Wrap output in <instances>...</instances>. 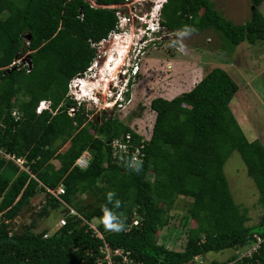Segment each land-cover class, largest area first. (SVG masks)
Segmentation results:
<instances>
[{
    "label": "trees",
    "instance_id": "16d2710c",
    "mask_svg": "<svg viewBox=\"0 0 264 264\" xmlns=\"http://www.w3.org/2000/svg\"><path fill=\"white\" fill-rule=\"evenodd\" d=\"M91 1L96 7L85 0H0V264H97L104 244L139 264H198L194 259L208 253L250 246L254 235H264V146L245 137L230 109L237 84L226 71L213 68L189 91L170 100L152 99L155 117L144 161L120 166L112 160L109 142L130 132L137 145L140 137L116 115L102 111L99 121L89 118L93 111L68 95L70 81L98 57L92 44L119 30L116 10L103 7L126 0ZM250 1L249 21L236 25L212 0H166L159 24L171 32L212 30L232 54L243 41L264 43L263 0ZM26 53L30 67L20 63L6 69ZM41 101L51 103L50 111L36 114ZM14 109L20 113L17 121ZM84 151L89 164L79 169L74 163ZM232 151L239 153L263 207L254 226L245 225L247 210L235 204L223 173ZM59 185L61 200L77 215H69L46 191ZM38 192L45 194L40 211L28 225L13 227ZM86 193L98 199V207L86 210L77 204ZM178 197L190 201L187 215L174 226L185 240L182 251L157 241V233L175 219L171 211ZM59 208L66 224L36 232L38 220ZM105 209L124 222L123 231L105 229ZM133 217L139 226L130 227ZM93 220L99 221L96 229L103 239L89 227ZM237 264H264V246Z\"/></svg>",
    "mask_w": 264,
    "mask_h": 264
},
{
    "label": "rangeland",
    "instance_id": "374dc122",
    "mask_svg": "<svg viewBox=\"0 0 264 264\" xmlns=\"http://www.w3.org/2000/svg\"><path fill=\"white\" fill-rule=\"evenodd\" d=\"M154 1L128 0L124 4L118 5L121 15L129 20L126 22L121 20V28L118 32L109 35L106 40L98 45V57L92 64V71L85 75L86 80H92L98 85L96 90L93 89L94 91H92L95 104L86 103V107L93 111L91 117L99 120L102 111L106 114L116 115L137 133L143 137H148L154 121V112L149 109V103L152 99L161 97L170 100L189 91L211 69L221 68L229 74L238 86V91L229 106L240 128L249 141L258 140L264 146V43L262 41H256L254 44L243 41L234 48L232 54H229L225 48L226 42L224 44L222 38L212 30L191 32L190 35L184 37L178 35L180 32H161L156 38L157 43L138 57L140 60L138 62L139 71L134 78L130 79L128 99L132 101H125L122 108L128 112L124 115L121 112L122 109L118 110L117 105L112 107L117 97H112L113 94L109 92V85L104 92V83L108 75H104L107 78L100 76V64L103 61L105 64L110 57L114 59V56H117L121 61L122 58L125 59V56L122 57L117 54V41L116 44L111 41L117 35V38L122 37L120 41L122 40L124 44L127 41L123 49L127 53L126 58L134 57V49L131 46L138 41L142 30L147 28L155 31L156 29L155 26L152 27L153 21L149 24L151 19L147 18L153 8ZM212 1L216 6L215 8L234 24L241 25L249 21L252 8L250 0ZM259 10L264 16V3L261 4ZM144 21L148 23L146 28L143 26ZM182 47L183 51H181ZM27 54H24L18 61L26 59ZM120 67L122 65L118 66V69ZM115 78L116 76L113 83L116 82ZM87 88L91 95V88L89 86ZM140 108L142 109L140 110ZM133 113L135 114L133 115ZM51 162L56 167L59 166L55 158L51 159ZM223 173L235 204L239 205L240 209L245 208L247 210L249 220L245 225H256L263 212V207L258 202L257 188L253 180L247 176L246 167L238 152L232 151L229 154L223 165ZM150 179H152V175H150ZM44 201L45 194L38 192L31 200L29 209L13 221V227H17L20 223L28 225L40 211ZM98 203L96 197L87 193L77 199V204L86 210L98 207ZM189 208L190 201L188 199L184 197L176 199L171 211V215L175 219L157 233L158 243H164L172 250L182 251L185 240L179 232L180 227L174 226H179L181 217L187 215ZM50 211L48 217L38 220L36 232L45 229L51 232L57 229L58 222L63 217L62 209ZM98 222V220H93L91 227L95 229ZM189 226L195 227V223L189 220ZM97 235L101 236L100 233ZM242 250V247H238L235 250L211 252L202 258H198L197 263L212 264L214 261L226 263L227 259L234 256L236 251L241 254Z\"/></svg>",
    "mask_w": 264,
    "mask_h": 264
},
{
    "label": "built area",
    "instance_id": "2783aa9c",
    "mask_svg": "<svg viewBox=\"0 0 264 264\" xmlns=\"http://www.w3.org/2000/svg\"><path fill=\"white\" fill-rule=\"evenodd\" d=\"M86 2H88L92 7H96V5L91 1V0H85ZM128 0H126L125 2H127ZM166 3V0H155L154 1V5L153 8L151 9V12L149 15H151L152 18H154L155 23L159 22L160 19V10L162 8V6ZM124 4V3H123ZM121 5V4H120ZM103 8H112L116 10V16L118 18V29H120V22L128 21L129 19L126 18L125 16H122L121 13L119 12L118 5L115 6H109V7H103ZM159 28L164 29L163 26H161L159 23ZM113 34V33H112ZM115 34V33H114ZM99 44H92V47L97 48ZM19 59L15 60L14 62H12L6 69H11L13 66L15 65H19L20 63H23V66H28L30 67V62L28 60V58L26 57V59H24L23 61H18ZM96 60V59H95ZM140 60L137 59V61L134 64L133 67V72L135 73L136 71L139 70V65L138 62ZM93 64V63H92ZM92 64L90 66V68L87 69V71L84 73L87 74L88 72L92 71ZM97 66V65H96ZM82 78L80 76H77L75 78H73L69 85H68V95L77 102V104H81L82 100L81 97L79 96L77 89L80 87ZM121 95V91H119L116 94L117 99L115 100L114 104L117 105L118 110L123 108V104L118 102V100H121L122 95ZM130 99H128L129 101ZM132 100H130L129 102H131ZM50 102L49 101H41L39 102V104L37 105L36 109H35V113L36 114H40L41 112L48 110L50 111ZM87 109H89L88 107H86ZM150 109V108H149ZM91 110V109H90ZM75 112L74 108H70L68 111V114L70 116H73ZM122 113H124V115H126V113L128 112L125 109H122L121 111ZM11 116L14 118L15 121H17L20 117V113L14 109L12 110ZM92 115L89 116V118ZM155 117V115H154ZM120 119V118H119ZM154 122V121H153ZM153 126V125H152ZM131 130H133L135 132V134H137L140 139H139V144L134 145L132 143V135L130 132L125 133V135L121 136L120 138H113L110 142H109V146H110V150H111V157L113 161H117L119 163L120 166L124 167V168H133L139 164H141L144 161V157H145V153H144V146L145 143H147L150 139V134H148V137H143L141 134L137 133L132 127H130ZM89 160H90V154L87 151H84L81 156L75 161L74 165L80 169H85L88 164H89ZM16 163H20L18 164L19 166L22 165V160L17 159ZM46 191L52 195L53 197H55L57 200H59L61 202V204L63 206H65L67 209H69V215H77V213L70 208L69 206H67L62 200H61V196L64 194V188L62 185H59L55 190H50V189H46ZM135 214V213H134ZM66 224V218L62 217L59 222H58V227H62ZM139 224V221L136 217H133L132 222H131V227L137 226ZM89 227L93 230L94 234L96 237H98L99 239H103L102 236H98L97 233H99L97 231V229H93L91 227V224H89ZM101 235V234H100ZM47 235L44 236V238H46ZM254 241L250 244V246L248 247H244L241 254H239L237 251L235 253V256H237V258L231 262L230 264H237L240 260H242L243 258H252V256L256 253L259 252V249L264 246V235H254ZM100 252L103 254V259H98L97 260V264H115V259L114 258H121L123 260L124 263L126 264H139L136 263L135 261H133L132 259H130L128 257V253H123L120 249H115L112 250L108 244H104V246L100 249ZM195 261L198 260V258L194 259Z\"/></svg>",
    "mask_w": 264,
    "mask_h": 264
},
{
    "label": "clouds",
    "instance_id": "9594fccd",
    "mask_svg": "<svg viewBox=\"0 0 264 264\" xmlns=\"http://www.w3.org/2000/svg\"><path fill=\"white\" fill-rule=\"evenodd\" d=\"M147 18L149 20L151 19L149 24H151V22L153 21V24H152L153 26L152 27H154V26L156 27L155 31L151 30V29H147L146 27H147L148 23H145V21L143 22V26L144 27L146 26L145 27L146 30H142V32L140 34V37L138 38V41L134 45L131 46L134 49V51H133L134 57L129 56L128 58H126V54L127 53H125V59H124V62L122 64V67H120L118 69L119 71L116 74V78H115L116 82L113 83V80H112L110 82V84H109V86H110L109 92H111L113 94L112 97H115L116 94L119 91H121V95H122L121 98L122 99L118 100V102L122 103L123 105L125 104V101L128 100V98H126V93H127V91L129 92L130 79L134 78L136 76L137 72L139 71L138 70L135 73L133 72L134 64L137 61L139 55L141 53L144 54L145 50H147L149 47H151L155 43H157L156 42L157 41L156 38L161 32L167 31V33H170V31L166 30L165 28L164 29L159 28V25H158L159 22L155 23V20H154V18L151 17V15H148ZM192 31H194V30L185 27V29L182 30L180 33H178V35H180L182 37L188 36V35L191 34ZM181 51H183V47L181 48ZM85 75L83 74L82 76H80L82 78V80L85 79ZM81 91H82V89H81V87H79L77 89V92H78L79 96L81 97L82 103L85 105V107H86V103H88V102H91L92 104H95L94 99H93L94 98V93L91 92V95H90L89 92H86V95H85V94H82ZM88 96H89V98H87ZM115 105L116 104H113L112 107H114ZM111 195L112 194H109V199H111ZM117 206H119V202L118 201H117ZM102 223H103L105 229L108 230V231H113V232H117L118 233V232H121V231L124 230V222L122 220H120V218L118 216H116L112 212L108 211L107 209H105V214H104ZM137 226H139V224ZM137 226H134V227H137ZM130 227H131V224H130ZM57 228H59V227H57ZM51 232H53V231H51Z\"/></svg>",
    "mask_w": 264,
    "mask_h": 264
},
{
    "label": "bare ground",
    "instance_id": "6f19581e",
    "mask_svg": "<svg viewBox=\"0 0 264 264\" xmlns=\"http://www.w3.org/2000/svg\"><path fill=\"white\" fill-rule=\"evenodd\" d=\"M118 36V35H117ZM117 36L116 37H114V38H112V42L114 43V44H116V41H117V43H118V47H117V54L118 55H120V56H122V57H124L125 56V51H123V49H124V45L126 44V42H125V44H124V42L121 40L120 41V39L122 38V37H119V38H117ZM110 41V42H111ZM119 44H120V47H119ZM121 45H123L122 46V49H121ZM114 46V45H113ZM117 46V45H116ZM127 51V50H126ZM111 56H113V54H110ZM119 56V57H120ZM113 59V57H110V58H108L107 60V62L104 64V61L100 64V68H101V70H100V76H102V78H107V76H104L105 74L106 75H108V72L106 71V67H108V68H114L115 69V67H117V69L116 70H114L113 71V73H112V75L110 76V79H111V81L114 79V77L116 76V74H117V72H118V66H121L122 64H123V62H124V58H122V61L120 60V59H118L117 58V56L115 57L114 56V59ZM103 64V66L101 67V65ZM99 72V71H98ZM98 74V73H97ZM113 77V78H112ZM101 79V78H100ZM97 82H99V81H97ZM81 85H80V87H81V89H82V94H85L86 95V92H89L88 91V88H87V86H89L91 89V91L90 92H92V91H94V90H96V87H97V85H96V83H94L92 80L90 81V80H86V79H84V80H82L81 82ZM104 85H105V88H104V92H106V88L108 87V83H104ZM100 88V87H99ZM94 89V90H93ZM98 89V88H97ZM101 93V92H100Z\"/></svg>",
    "mask_w": 264,
    "mask_h": 264
},
{
    "label": "flooded vegetation",
    "instance_id": "af4514ba",
    "mask_svg": "<svg viewBox=\"0 0 264 264\" xmlns=\"http://www.w3.org/2000/svg\"><path fill=\"white\" fill-rule=\"evenodd\" d=\"M116 69H117V67H115V69L113 67L112 68L106 67V71L108 72V78L106 79V83L110 84V82H111L110 76L112 75L113 71ZM99 120H100V118H99Z\"/></svg>",
    "mask_w": 264,
    "mask_h": 264
},
{
    "label": "crops",
    "instance_id": "0c3cea01",
    "mask_svg": "<svg viewBox=\"0 0 264 264\" xmlns=\"http://www.w3.org/2000/svg\"><path fill=\"white\" fill-rule=\"evenodd\" d=\"M250 3H251V1H250ZM262 3H264V0H263V2H262ZM262 3H261V4H262ZM251 6H252V4H251ZM260 6H261V5H260ZM260 6H259V7H260ZM215 7H216V6H215ZM251 10H252V8H251ZM259 11H260V10H259ZM219 12H220V11H219ZM220 13H221V12H220ZM221 14H222V13H221Z\"/></svg>",
    "mask_w": 264,
    "mask_h": 264
},
{
    "label": "water",
    "instance_id": "95a60500",
    "mask_svg": "<svg viewBox=\"0 0 264 264\" xmlns=\"http://www.w3.org/2000/svg\"><path fill=\"white\" fill-rule=\"evenodd\" d=\"M253 8V7H252Z\"/></svg>",
    "mask_w": 264,
    "mask_h": 264
}]
</instances>
